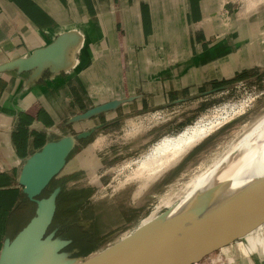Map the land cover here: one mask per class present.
Listing matches in <instances>:
<instances>
[{
    "label": "crops",
    "instance_id": "obj_1",
    "mask_svg": "<svg viewBox=\"0 0 264 264\" xmlns=\"http://www.w3.org/2000/svg\"><path fill=\"white\" fill-rule=\"evenodd\" d=\"M236 8L234 0H0V66L60 34L79 37L63 72L36 79L0 72V257L36 213L18 182L26 160L49 142L103 125L84 127L96 117L71 123L73 117L112 100L125 103L104 114V125L133 104L138 111L164 109L263 63L264 7L237 16L231 27ZM245 239L244 248L235 242L199 264H260L250 253L252 238Z\"/></svg>",
    "mask_w": 264,
    "mask_h": 264
},
{
    "label": "rangeland",
    "instance_id": "obj_2",
    "mask_svg": "<svg viewBox=\"0 0 264 264\" xmlns=\"http://www.w3.org/2000/svg\"><path fill=\"white\" fill-rule=\"evenodd\" d=\"M234 1L237 8L228 16L229 26L237 23L238 9H246L244 13L249 17L264 7V0ZM262 29L259 33L261 43L264 42ZM225 81L227 83H222ZM205 88L213 92L181 103L170 100L167 107L159 110L138 111L137 104H133L130 110H117L107 125H104L107 117L104 114L83 125L103 124L90 138L80 141L81 147L70 156L54 181L61 184L66 193L65 205L79 203L75 211H66L62 219L75 221L83 229H89L93 223L92 246H97L88 256L117 243L125 234H131L150 215H163L170 204L184 195L196 176L217 162L223 163L239 150L243 139L264 117V61L226 80L211 82ZM224 109L234 115L233 119L217 127L175 167L164 170L149 182H145L149 179L146 177L136 178L139 165L154 144L163 137L179 134L201 118L216 116ZM97 139H102L99 140L101 144L88 148ZM74 191H81L82 194L73 197L70 194ZM249 235L254 242L250 253H258L260 264H264V247H259L257 243H264V226ZM245 241L243 238L237 242L244 248ZM68 257L75 258L71 254Z\"/></svg>",
    "mask_w": 264,
    "mask_h": 264
},
{
    "label": "water",
    "instance_id": "obj_3",
    "mask_svg": "<svg viewBox=\"0 0 264 264\" xmlns=\"http://www.w3.org/2000/svg\"><path fill=\"white\" fill-rule=\"evenodd\" d=\"M78 43L76 33L60 34L50 44L34 50L28 57L0 66V72L30 73L35 79L46 71L51 74L63 72L70 67V54L75 51ZM212 92L210 90L205 95ZM183 101L180 99L175 103ZM124 103L123 100L109 101L73 117L70 122L90 120L114 111ZM96 129L49 142L26 160L18 182L27 198L36 203L37 209L35 216L22 231L12 241H6L0 264L11 247L15 248L16 257L26 253L34 254L25 264H52L49 258L59 255L69 259L71 253L63 250L71 241L56 237L57 229L48 232L54 220L61 187L54 188L45 198L37 197L59 174L80 141L91 137ZM184 217L174 220L155 236L146 238L143 231L137 229L127 238L96 254L69 260H80L76 264H199L264 226V183L172 240L171 231Z\"/></svg>",
    "mask_w": 264,
    "mask_h": 264
},
{
    "label": "bare ground",
    "instance_id": "obj_4",
    "mask_svg": "<svg viewBox=\"0 0 264 264\" xmlns=\"http://www.w3.org/2000/svg\"><path fill=\"white\" fill-rule=\"evenodd\" d=\"M250 8L251 6L247 9ZM245 10L244 8L238 9L237 16L241 18L246 15L244 13ZM258 42L261 43L260 40ZM233 116L230 111L224 109L220 114L217 113L216 116L212 115L208 118L199 119L193 126L187 127L175 136L163 137L162 140L152 146L146 158L144 159L143 157L144 160L142 159L141 164L139 162L140 165L138 164L139 168L136 172V178L146 177L149 179L145 182H149L158 177L159 174L161 175L164 170L175 167L193 148L203 142L212 132L216 131L217 127L233 119ZM242 143L239 150L234 152L223 163L219 164L217 162L203 174L199 176H196V174V177H193L194 179L190 182L184 195L177 202L170 204L163 215L157 216L156 214H152L146 219H142L143 221L139 222L140 225L137 229L142 230L146 238L152 237L162 232L174 220L185 215L170 233V238L175 240L206 218L214 215L249 191L263 184L264 117L253 128L252 133L243 139ZM215 161H218V159ZM158 205L160 204L158 203ZM125 235L122 239L127 238L130 234ZM257 243L259 247H264L262 241H257ZM15 252V248H9L3 256L1 263L25 264L34 255L33 253H26L25 255L16 257ZM49 261L52 264H76L80 260L73 261L64 255H59L51 256Z\"/></svg>",
    "mask_w": 264,
    "mask_h": 264
},
{
    "label": "trees",
    "instance_id": "obj_5",
    "mask_svg": "<svg viewBox=\"0 0 264 264\" xmlns=\"http://www.w3.org/2000/svg\"><path fill=\"white\" fill-rule=\"evenodd\" d=\"M227 83V81L222 82ZM85 141V140H82ZM61 187V192L59 193L57 200H56V212L54 216V220L50 226L49 231L53 230L54 228L58 227V231L56 232V237L61 239L70 240L71 243L64 249L65 251L71 253L72 257H85L92 253L97 246L92 244L94 243L93 240V223L90 225L89 229H83L78 225L77 222H69L67 219H62L63 215L66 211H75L78 208V204H64V198L66 193L63 191V187L61 184L55 183L53 180L48 188L52 191L56 187ZM50 190H45L41 193L42 197H47L50 194ZM73 197H79L82 192L81 191H74L71 192ZM60 224V225H59Z\"/></svg>",
    "mask_w": 264,
    "mask_h": 264
}]
</instances>
